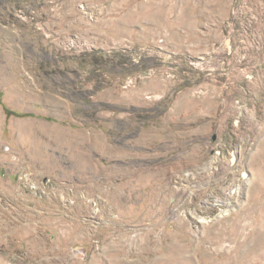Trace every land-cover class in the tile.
Here are the masks:
<instances>
[{
	"label": "rangeland",
	"instance_id": "1",
	"mask_svg": "<svg viewBox=\"0 0 264 264\" xmlns=\"http://www.w3.org/2000/svg\"><path fill=\"white\" fill-rule=\"evenodd\" d=\"M61 1L0 0V264H264V0Z\"/></svg>",
	"mask_w": 264,
	"mask_h": 264
},
{
	"label": "crops",
	"instance_id": "2",
	"mask_svg": "<svg viewBox=\"0 0 264 264\" xmlns=\"http://www.w3.org/2000/svg\"><path fill=\"white\" fill-rule=\"evenodd\" d=\"M78 1L79 0H62L61 3H63V7H65V8L61 9V13L62 14L66 13V6H68V5H72L73 6V4H74V5L77 6ZM69 23L70 22H65L63 27L69 25Z\"/></svg>",
	"mask_w": 264,
	"mask_h": 264
},
{
	"label": "built area",
	"instance_id": "3",
	"mask_svg": "<svg viewBox=\"0 0 264 264\" xmlns=\"http://www.w3.org/2000/svg\"><path fill=\"white\" fill-rule=\"evenodd\" d=\"M85 7H86V5H82V6H81L82 9H85ZM75 38H76V37L72 38V42H71V43H72V46H73L74 44L76 45L77 42H78V39H75ZM130 82H132V81H130ZM30 185H31V187H32L33 189L36 188V185H35L34 183H31Z\"/></svg>",
	"mask_w": 264,
	"mask_h": 264
}]
</instances>
